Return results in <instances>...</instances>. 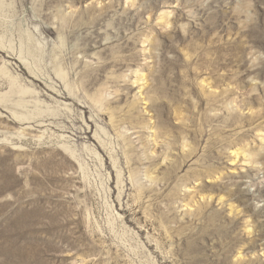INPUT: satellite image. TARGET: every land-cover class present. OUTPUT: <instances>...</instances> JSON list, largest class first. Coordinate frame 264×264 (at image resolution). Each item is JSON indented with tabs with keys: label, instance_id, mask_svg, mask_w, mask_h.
Here are the masks:
<instances>
[{
	"label": "rangeland",
	"instance_id": "rangeland-1",
	"mask_svg": "<svg viewBox=\"0 0 264 264\" xmlns=\"http://www.w3.org/2000/svg\"><path fill=\"white\" fill-rule=\"evenodd\" d=\"M0 264H264V0H0Z\"/></svg>",
	"mask_w": 264,
	"mask_h": 264
}]
</instances>
